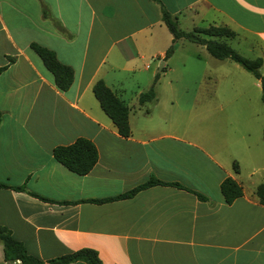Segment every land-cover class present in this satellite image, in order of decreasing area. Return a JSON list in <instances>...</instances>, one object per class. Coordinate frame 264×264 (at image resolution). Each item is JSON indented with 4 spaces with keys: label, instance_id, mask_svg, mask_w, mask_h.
Here are the masks:
<instances>
[{
    "label": "crops",
    "instance_id": "0c3cea01",
    "mask_svg": "<svg viewBox=\"0 0 264 264\" xmlns=\"http://www.w3.org/2000/svg\"><path fill=\"white\" fill-rule=\"evenodd\" d=\"M162 8L177 23L185 14L192 23L225 25L234 31L226 42L246 46L244 56H260L259 71L264 65V0H0V181L9 185L0 187V224L28 253L45 261L91 247L102 264H264V204L252 177L264 170L259 80L250 83L251 96L242 83L217 86L226 74L220 62L229 58L206 49L194 54L202 61L198 77L208 80L184 88L188 106L199 103L201 93L202 108L224 111V121L211 129L207 119L199 129L200 121H179L172 97L178 89L170 82L158 86L182 42L174 38L163 57L171 34L167 40ZM30 42L71 66L66 89L54 85ZM155 73L154 97L139 103L138 93ZM99 78L128 106L126 136L91 91ZM249 108L262 115L243 117ZM77 136L97 150L83 174L51 154L54 145ZM227 175L242 189L228 203L219 190ZM149 176L184 187L155 183L130 196L90 200L122 193ZM20 184L24 189L11 188ZM1 255L0 243V264H16Z\"/></svg>",
    "mask_w": 264,
    "mask_h": 264
},
{
    "label": "trees",
    "instance_id": "16d2710c",
    "mask_svg": "<svg viewBox=\"0 0 264 264\" xmlns=\"http://www.w3.org/2000/svg\"><path fill=\"white\" fill-rule=\"evenodd\" d=\"M42 14L46 12L42 8ZM161 19L166 26L167 30L171 34V42L164 50L163 57L168 56L174 49V38L182 37L192 42L203 44L207 52L216 58H229L236 62L245 70L250 72L255 78L259 80L260 86V100L264 104V74L259 71L261 64V57H247L239 53L234 49L225 38L232 37L234 31L225 25H194L189 29H182L177 26V20L175 15H172L165 8L161 9ZM63 31L61 27H57ZM29 47L38 55L44 67L52 74L54 85L63 90L68 87L72 81V68L70 65L60 62L54 52L36 42H30ZM10 60L12 57H8ZM4 68V65H0V70ZM157 78V73L153 75L152 81L148 88L138 93L137 100L139 103L151 100L154 95L153 84ZM91 91L98 101L100 108L110 118L112 123L116 127L118 134L126 136L129 134V126L127 121L128 106L111 90L102 79L95 80L91 85ZM1 116V114H0ZM261 140L264 150V122L261 129ZM52 157L66 167L68 170L77 174L86 173L94 164L97 158V150L94 143L84 137L77 136L71 142L64 144H56L51 148ZM233 169L236 170L235 163H232ZM163 183L171 184L177 187H184L177 181H163L153 176H149L144 181L134 185L122 193H118L113 196L103 198H92L90 200L103 201L113 198L130 196L136 190L144 188L146 186ZM9 185L0 181V187H8ZM13 189H24V185H12ZM196 194L197 197L205 199L206 197L198 191L189 189ZM219 190L223 200L228 203L235 197L241 195L242 189L240 184L231 176L227 175L223 177L219 182ZM29 193L37 195L34 192ZM258 201L264 204V183H258L254 188ZM0 243L2 249V260L6 263L17 261L16 264H68L71 261L81 260L85 264H102L95 249L91 247H79L77 249L59 254L54 257H50L45 261L37 256L28 253L23 243L14 238L10 230L0 224Z\"/></svg>",
    "mask_w": 264,
    "mask_h": 264
},
{
    "label": "rangeland",
    "instance_id": "374dc122",
    "mask_svg": "<svg viewBox=\"0 0 264 264\" xmlns=\"http://www.w3.org/2000/svg\"><path fill=\"white\" fill-rule=\"evenodd\" d=\"M206 22L204 20H197L193 19V23L190 18H187V16L184 14H180L177 26L182 29H189L191 28L192 24L195 25H204ZM166 38L168 40V30L163 26ZM182 42L179 43L178 45V50L175 52L174 56L169 60L170 64L173 66L172 71H166L163 75L159 85H168L166 82H170V85L174 86L177 88V94L173 97V102L176 101L174 104H179L177 106V115L175 116L176 118L178 117L179 121L182 118H189L192 119L193 121H200V124L196 125V128L199 129L200 127H203L205 122H203V119L209 120L211 123H208V128H213L215 124L220 125V122L224 121L223 114L224 111H219L217 109H210V110H205L202 108V97L203 94H198L196 95L199 97L201 100L199 103L192 104V107L188 106L187 102V93L184 88H190L195 85H204V82H206L208 79L205 77H198L200 68L202 66V61L195 59L193 56L194 54H200L204 55L205 48L203 46H200L198 44L192 43L188 41L187 39L182 38ZM228 44H230L232 47H234L237 51L243 52L244 54L248 55L250 53L249 51H246L245 47L246 46H241L239 44H236L233 40L229 39ZM169 44H167L168 46ZM242 54V53H241ZM249 56V55H248ZM214 61V60H212ZM216 61V60H215ZM219 63V62H218ZM220 68L225 71V77L221 78L216 85L219 86L220 83L224 85H231V84H243L246 86L248 95L251 96L252 93H254V86H252L251 82H253L254 76L245 70L243 67H241L239 64L236 62L230 60V59H224L223 62H220ZM212 64V63H211ZM262 72H264V65L261 67ZM225 80V81H224ZM251 83V84H250ZM163 87V86H162ZM183 88V90H182ZM217 97V96H216ZM261 107H264L263 104H261ZM261 107L259 110H262ZM258 109H244L241 111V115L243 117H247L248 114L251 113V117L255 119L258 115ZM225 112L229 115L232 116V110L230 109H225ZM262 115V111L259 113L258 116ZM215 123V124H214ZM220 128V127H219ZM254 128V127H253ZM223 131L226 133H229V127L226 128L222 127ZM219 132V131H218ZM254 134V133H253ZM252 135V133H251ZM260 141L262 142L261 138ZM253 179L258 180L260 183H264V170H258L252 175Z\"/></svg>",
    "mask_w": 264,
    "mask_h": 264
}]
</instances>
